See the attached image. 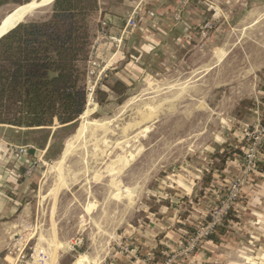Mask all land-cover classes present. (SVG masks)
Returning a JSON list of instances; mask_svg holds the SVG:
<instances>
[{
    "label": "rangeland",
    "instance_id": "1",
    "mask_svg": "<svg viewBox=\"0 0 264 264\" xmlns=\"http://www.w3.org/2000/svg\"><path fill=\"white\" fill-rule=\"evenodd\" d=\"M208 1H193L186 7L200 18L189 45L178 54L159 53L145 70L133 73V81H124L127 90L120 96L106 85L124 75L109 74L110 70L100 65L96 55L105 35L100 37V21L97 30L92 22L97 36L90 50L99 66L87 84L85 81V89L93 88L94 95L72 128L59 134L63 146L55 159L46 160L45 152L37 150L35 159L39 162L27 176L29 191L23 209L12 219L11 242L2 264H118L120 258L149 264L152 252L143 254L134 243L140 237H151L168 247L167 255H175L172 264H218L211 258L213 254L209 259L202 256L205 239L194 240L195 234L188 236L185 230L174 227L182 223L202 229L205 215L224 199L227 187L242 177L244 181L236 187L241 197L232 207L240 218L238 205L246 193L247 177L258 166L264 168L260 164L264 151L254 171L243 175L241 168L244 130L264 122V110L259 114L251 109L252 103H258L259 88L264 84V0ZM29 4L6 10L0 27L15 10ZM251 11L256 22H244ZM49 13L48 3H41L22 21L43 20ZM250 24L260 26V30L246 31ZM92 68L90 65L88 71ZM98 89L107 93L101 105ZM143 113L153 119L142 120ZM86 123L91 124L85 132L88 135L80 133ZM58 128L56 120L48 131ZM231 133L241 136L244 145L227 168L229 173L239 168L240 173L227 179L214 204L212 188H202V179L210 171L209 154L223 150L226 144L231 147ZM14 136L11 130L4 134L7 141ZM198 159H202L201 194L194 197L188 190V202L175 193L177 186L185 187L178 177L190 167V173H197ZM220 175L214 171L215 186L224 183ZM204 197L209 209L195 214V205ZM186 202L192 212L182 221L178 217L185 212ZM167 207L177 208L175 218L154 227ZM233 226L237 228L239 221ZM167 231L180 233L174 246L163 241Z\"/></svg>",
    "mask_w": 264,
    "mask_h": 264
},
{
    "label": "trees",
    "instance_id": "2",
    "mask_svg": "<svg viewBox=\"0 0 264 264\" xmlns=\"http://www.w3.org/2000/svg\"><path fill=\"white\" fill-rule=\"evenodd\" d=\"M32 1L0 0V23L6 10ZM49 6L50 13L45 19L24 21L0 37V126H7L13 132L12 143L31 145L44 151L46 160H53L63 146L59 134L72 128L85 110V65L99 0H54ZM106 87L116 96L127 90V84L120 80ZM259 92L264 105V84ZM96 94L100 96L99 105L103 104L107 93L98 89ZM56 120L59 128L52 133L48 128ZM17 139L22 140L17 142ZM239 154L241 149L227 144L223 150L209 154L210 171L203 175L202 188L211 185L214 171L222 173L228 161ZM184 206L185 212L178 217L182 221L187 220L192 212L187 202ZM209 221L207 214L202 224ZM237 222L235 212L229 209L221 224L205 241L219 243L228 233L229 225ZM179 229L185 230L188 236L197 232L191 224H175L174 230ZM168 251V247L158 242L148 263H162Z\"/></svg>",
    "mask_w": 264,
    "mask_h": 264
},
{
    "label": "crops",
    "instance_id": "3",
    "mask_svg": "<svg viewBox=\"0 0 264 264\" xmlns=\"http://www.w3.org/2000/svg\"><path fill=\"white\" fill-rule=\"evenodd\" d=\"M139 3L140 0H99L98 11L93 18V26L97 25L98 20L107 23L105 40L96 55L97 59L101 66L103 65L106 70H110L109 74L113 75L114 72V74L118 73L119 76L124 75V78H116V80L123 82L133 81V73L139 74L142 69L145 70V67L152 64V61L159 56V53L163 56L180 53V50L189 45L193 27L200 19L199 15L191 13L194 10L192 8L188 9V7L183 12L182 21L177 25H173V2L171 0H150L146 5V9L153 11L154 17L151 18L144 15V19L136 31L123 34L126 18ZM192 4L193 2H191ZM193 8H195V5ZM254 17L255 13L251 11L244 22L254 23L256 22L252 21ZM93 26L92 39L94 40L95 36H97V26L96 30ZM254 28L260 30V26L252 27L251 24L246 26L245 30L252 32L256 30ZM193 36L194 34L191 37ZM111 38L122 39L121 46L116 48ZM188 39L189 41H187ZM252 104V110L259 114L263 112L264 105L261 102V97H259L257 104ZM0 128V134H2L0 135V264H2L4 252L8 249L11 242L12 219L18 215L21 208L23 209L25 198L29 191V181L26 175L28 163L32 162L38 155L37 150L33 149V154H29L25 158L16 159L13 155L14 149L23 145L7 141L8 139L4 137V134L6 131L10 132V128L7 126H0ZM228 143L232 148L242 149L243 147L242 137L236 134H230ZM202 159H198L196 162L197 173H190L192 171L190 169L192 167H190L183 175L178 177L182 180L185 187L183 189L177 186L175 193L188 202L191 201L189 200L190 196L187 195L188 190L192 193L191 196L194 197L200 192L199 178L201 177ZM204 160L206 159L204 158ZM262 160L263 163L260 164H264V154ZM260 168L247 177L246 193H244L243 200L238 205V211L241 213V217L238 218L239 226L236 228L233 224L229 225L228 233L222 236L217 244L211 241H204L202 245L203 257L209 259V254H213L211 258L217 261L218 264H264V168ZM227 169L220 173L223 175V177H220L224 183H219L221 184L220 186H215L214 184H217V182L214 183V179L210 185L215 203L218 194L222 193L223 189L226 188L225 182L227 179L229 180L231 176H237L240 173L239 168L233 169L230 173L229 169ZM208 204L206 197L202 198L201 203L195 205L194 213L204 214L210 207ZM165 209L168 211L162 214L163 217L160 221H157L154 227H161L165 225L167 220L171 221L175 218L177 208L167 207ZM179 238V232L167 231L164 233L163 241L168 246L171 244L174 246ZM134 243L143 254L152 252L158 244L151 237L134 239ZM159 244L161 243L159 242ZM143 256L146 257V255ZM117 262L118 264H134V262L124 258H120L119 261L117 259Z\"/></svg>",
    "mask_w": 264,
    "mask_h": 264
},
{
    "label": "built area",
    "instance_id": "4",
    "mask_svg": "<svg viewBox=\"0 0 264 264\" xmlns=\"http://www.w3.org/2000/svg\"><path fill=\"white\" fill-rule=\"evenodd\" d=\"M173 2V9H172V21L173 25H177L182 21V15L185 11V8L188 6L189 3L196 1V2H209L208 0H171ZM150 2V0H140L139 5L135 6L131 13L128 15L125 21L124 25V33H129L136 31L140 24L142 23L144 19V15L153 18L154 12L148 11L146 9V5ZM101 24V30L102 33L100 34L102 37L105 35V28L107 26V23L105 21H100ZM104 31V32H103ZM113 41L115 47H120L122 43V39L120 38H111ZM93 48V46H92ZM92 51L89 50L88 59L86 62V68H85V75H86V84H87V78L94 74V69L96 68V65H98L94 59L92 58ZM93 67L92 71H88V67ZM99 66V65H98ZM86 92V101L91 99L94 95L93 88L85 89ZM90 101V100H89ZM244 142L245 146L242 149V173L243 175H247L248 173L254 171L256 169V163L259 162V155L264 151V122L259 123L255 127H253L252 130H244ZM32 147L28 146H20L15 147L14 156L16 159L25 158L28 156V151L33 150ZM38 160L34 159L32 162L28 163V168L26 170V175L28 176L31 171L36 167ZM244 181V178H237V180L233 181L226 190V195L224 199H221L218 201L216 206L213 208L212 211H210V221L201 226L202 229H198L195 233L193 239L197 240H204L207 236L214 233V229L216 226L220 225L222 222L223 217L226 215V213L231 209L236 203V200L241 197V190L239 191L236 187L241 186V182ZM203 231V233H202ZM192 238L190 240H193ZM196 243H193L191 247H195ZM174 254L169 253L167 255V258L160 264H172L174 261ZM144 264L146 263V260L143 261Z\"/></svg>",
    "mask_w": 264,
    "mask_h": 264
},
{
    "label": "bare ground",
    "instance_id": "5",
    "mask_svg": "<svg viewBox=\"0 0 264 264\" xmlns=\"http://www.w3.org/2000/svg\"><path fill=\"white\" fill-rule=\"evenodd\" d=\"M38 1L39 2L37 4H36V1H35V2L30 3L29 5L23 6V7L19 8V9L15 10L12 13V15L7 18V20L5 21L3 26L0 27V35L3 34L4 32H6L7 30H9L10 28H12L16 23H18V22L22 21L23 19H25L30 14L31 10L33 8H35L37 5H39L41 3L47 4L51 0H38ZM90 106H91V104H89V107L87 108V110H90ZM87 110H86V112H87ZM141 118H142V120H148L150 118L153 119V117H147V114H145V113L142 114ZM90 125L91 124H89V123L81 125L80 133L89 132L90 131V129H89ZM85 134H87V133H85Z\"/></svg>",
    "mask_w": 264,
    "mask_h": 264
},
{
    "label": "water",
    "instance_id": "6",
    "mask_svg": "<svg viewBox=\"0 0 264 264\" xmlns=\"http://www.w3.org/2000/svg\"><path fill=\"white\" fill-rule=\"evenodd\" d=\"M34 1H38V0H34ZM54 0H51L48 5H50ZM23 21H20L18 23H16L12 28H10L9 30H7L6 32H4L2 35H0V37H2L3 35H5L7 32H9L11 29H13L15 26H17L18 24L22 23ZM33 150L29 151V154H33Z\"/></svg>",
    "mask_w": 264,
    "mask_h": 264
}]
</instances>
